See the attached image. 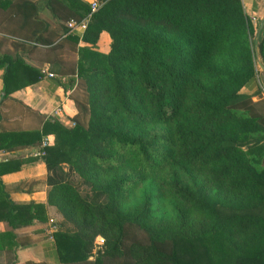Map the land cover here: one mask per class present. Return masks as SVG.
Segmentation results:
<instances>
[{
	"label": "trees",
	"instance_id": "trees-1",
	"mask_svg": "<svg viewBox=\"0 0 264 264\" xmlns=\"http://www.w3.org/2000/svg\"><path fill=\"white\" fill-rule=\"evenodd\" d=\"M43 4L62 20L61 39L43 52L73 104V124L20 104L27 122L0 124V141L26 146L52 135L40 150L59 260L264 264V98L240 92L256 73L254 26L241 0H97L91 13L81 0ZM87 14L80 40L67 33L65 21ZM101 32L105 53L95 49ZM257 50L264 65V31ZM4 59L12 117L20 114L7 97L16 65L33 81L42 73ZM5 163L0 172L17 167ZM139 185L146 190L127 205ZM161 202L168 208L158 211ZM8 204L28 222L36 211L43 219V204Z\"/></svg>",
	"mask_w": 264,
	"mask_h": 264
},
{
	"label": "crops",
	"instance_id": "crops-1",
	"mask_svg": "<svg viewBox=\"0 0 264 264\" xmlns=\"http://www.w3.org/2000/svg\"><path fill=\"white\" fill-rule=\"evenodd\" d=\"M89 4L97 0H81ZM244 13L248 16L254 32L259 19L264 13V0H241ZM84 18V17H83ZM82 19V18H81ZM62 20L53 18L44 7L43 0H0V110L8 114L1 117L0 124L13 125L23 120L26 123V112H21V105L39 114L58 120L66 124L74 113L72 102L66 97L61 86L55 82L53 68L44 55V48L55 44L62 37L58 23ZM44 39L47 44L34 43V39ZM79 45H82L78 41ZM103 45V50L101 46ZM109 38L106 32L99 34L95 49L105 53L108 50ZM97 47V48H96ZM106 47V48H105ZM66 49L63 51L65 55ZM68 51V50H67ZM72 53V52H71ZM16 57L21 62L36 71L46 70L53 73L33 81L34 74L28 77L21 73V65H16L17 75L10 80V88L14 87L7 97L17 101L14 103L20 114L9 117L11 112L10 101L4 100L2 62L4 57ZM76 58V55H75ZM256 73L253 78L241 87L240 92L250 96L252 101L264 98V71L255 64ZM31 78V79H30ZM30 79V80H29ZM21 104V105H20ZM61 108V116H53L55 107ZM8 125V126H9ZM18 125H22L19 123ZM16 126V125H15ZM22 140L6 143L0 141V168L6 163L17 164L14 170L0 172V264H11L14 255V264H64L59 260L52 233L53 221L58 217L54 208L47 205L45 178L47 175L41 155H35L41 149V142H52V135L45 134L40 138L39 144L22 145ZM11 146L4 148L5 146ZM9 202L25 204L29 202L43 204V219L36 215L27 221L28 212L22 211L13 215ZM52 220V222H50ZM88 256L87 261H92ZM83 262L67 263L81 264Z\"/></svg>",
	"mask_w": 264,
	"mask_h": 264
},
{
	"label": "built area",
	"instance_id": "built-area-1",
	"mask_svg": "<svg viewBox=\"0 0 264 264\" xmlns=\"http://www.w3.org/2000/svg\"><path fill=\"white\" fill-rule=\"evenodd\" d=\"M98 4L96 2H91L90 3V10L89 12H93L96 8H97ZM88 15L85 16L84 18L80 19V20H76V19H73V18H69L67 21H65V28L67 30V33H70V34H74L78 37V39L80 40V36H81V33L82 31L85 29V26H86V23H87V19H88ZM41 73H44L46 74L47 77H52L53 74L51 72H48L46 70H41ZM52 115L53 116H61V108L59 106L55 107L52 111ZM73 123L72 121L70 120V122H67L66 124L64 125H69L71 126ZM47 141L43 140L41 142V148L44 147L45 145H47L46 143ZM41 150L36 152L35 155H41ZM50 222H52V220H50ZM102 242H103V239L101 236H96L94 238V241H93V251L96 250L97 248H100L101 245H102Z\"/></svg>",
	"mask_w": 264,
	"mask_h": 264
},
{
	"label": "rangeland",
	"instance_id": "rangeland-1",
	"mask_svg": "<svg viewBox=\"0 0 264 264\" xmlns=\"http://www.w3.org/2000/svg\"><path fill=\"white\" fill-rule=\"evenodd\" d=\"M101 49L103 50V45L101 46ZM62 57L65 58L66 60L72 61V60H75V53H71L66 50L65 55H62ZM144 190H146V187L144 185H139L136 190L131 192L129 198L127 199V205H130L131 203L136 202L139 199L138 197L140 196V193ZM167 208L168 207L166 205V202H161V204L158 205L157 207L158 211L166 210Z\"/></svg>",
	"mask_w": 264,
	"mask_h": 264
},
{
	"label": "water",
	"instance_id": "water-1",
	"mask_svg": "<svg viewBox=\"0 0 264 264\" xmlns=\"http://www.w3.org/2000/svg\"><path fill=\"white\" fill-rule=\"evenodd\" d=\"M264 31V13L262 15V17L259 19L258 24H257V28L254 32V36H253V51H254V55H255V64L264 71V65L261 62L259 56H258V50H257V41L258 38L260 36V34Z\"/></svg>",
	"mask_w": 264,
	"mask_h": 264
}]
</instances>
